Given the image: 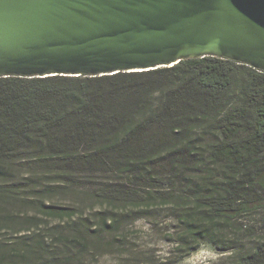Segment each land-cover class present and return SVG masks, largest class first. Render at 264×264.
<instances>
[{
  "label": "trees",
  "instance_id": "trees-1",
  "mask_svg": "<svg viewBox=\"0 0 264 264\" xmlns=\"http://www.w3.org/2000/svg\"><path fill=\"white\" fill-rule=\"evenodd\" d=\"M159 208L181 257L264 264L263 72L208 56L0 78V264H91Z\"/></svg>",
  "mask_w": 264,
  "mask_h": 264
},
{
  "label": "water",
  "instance_id": "water-1",
  "mask_svg": "<svg viewBox=\"0 0 264 264\" xmlns=\"http://www.w3.org/2000/svg\"><path fill=\"white\" fill-rule=\"evenodd\" d=\"M208 56L264 73V0H0V78L144 72Z\"/></svg>",
  "mask_w": 264,
  "mask_h": 264
},
{
  "label": "rangeland",
  "instance_id": "rangeland-1",
  "mask_svg": "<svg viewBox=\"0 0 264 264\" xmlns=\"http://www.w3.org/2000/svg\"><path fill=\"white\" fill-rule=\"evenodd\" d=\"M61 204H71L70 198H61ZM151 218L141 219L122 227L123 245L111 253L88 258L91 264H220L229 253L211 244H203L186 257L173 249L174 220L169 210L159 208ZM119 241V240H118Z\"/></svg>",
  "mask_w": 264,
  "mask_h": 264
}]
</instances>
